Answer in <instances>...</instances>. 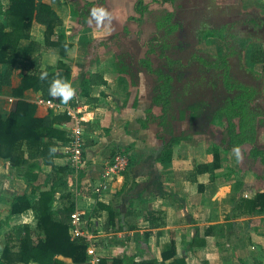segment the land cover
<instances>
[{
	"label": "crops",
	"instance_id": "0c3cea01",
	"mask_svg": "<svg viewBox=\"0 0 264 264\" xmlns=\"http://www.w3.org/2000/svg\"><path fill=\"white\" fill-rule=\"evenodd\" d=\"M41 1L59 19L49 40L53 44H48L47 26L34 21L30 36L18 45L19 49L35 45L34 52L19 58L14 67L11 85L0 94V116L7 119L22 100L35 105V117L51 119L54 128L70 137L73 123L67 110L81 111L86 164L73 171L64 154L65 145L59 141L48 161L42 156L30 159L32 152L25 142L20 143L16 152L21 156V168L12 167L0 156L2 263L16 262L4 253L6 249L12 253L19 250L17 230L29 227L34 244L44 237L33 209L11 214L14 199L24 196L33 205L42 193L56 189L54 213L68 205L71 194L75 211L83 215L84 233L74 236L70 230V237L95 246L98 264L102 259L106 264L114 260H121L118 264H264V214L253 213L245 203L254 194L249 188L251 178H244L243 173L228 179L220 174L221 167L214 174L197 172L212 157L204 145L195 142H182L172 160L162 162L160 127L156 122H146L151 101L143 72L132 78L116 69L120 59L116 38L122 33L128 34V39L136 38L138 28L145 24L140 27L131 20L137 17L136 4L143 1L149 5L152 0H98L91 4L86 0ZM216 2L221 8H240L251 16L243 21L252 24H245L247 40L254 35L260 41L257 49L264 50V0ZM10 4L11 0H0V23H6L3 12ZM93 8L107 11L110 23L106 19L98 25L91 16ZM60 61L69 67V84L74 89L67 103L50 100L53 105L43 104L41 101L49 99L33 89L21 97L14 95L22 75L56 68ZM5 69L2 65L1 71ZM92 75L103 77L106 84L87 86L89 93L81 97L82 82ZM115 152L127 156L128 165L104 178L102 173L114 161ZM29 162L34 166L31 170ZM255 248L259 251L256 256L252 254ZM57 258L74 264L70 258Z\"/></svg>",
	"mask_w": 264,
	"mask_h": 264
},
{
	"label": "trees",
	"instance_id": "16d2710c",
	"mask_svg": "<svg viewBox=\"0 0 264 264\" xmlns=\"http://www.w3.org/2000/svg\"><path fill=\"white\" fill-rule=\"evenodd\" d=\"M175 1L176 0H152V3L149 5L144 4L143 1H138L136 4L137 17H133L131 20L136 21L141 27L152 5H163L167 2L175 3ZM86 3L91 4V2L87 0ZM209 8L212 9L211 6ZM214 9L218 10L215 6ZM78 14L80 17H85L84 13H78L77 11V15ZM3 16L6 23H0V94H2L6 87L11 85L14 67L18 63L19 58H27V54H32L34 52L33 46L35 45L27 49H19L18 47L21 39L30 36L32 23L36 21L39 24L47 26L48 44L52 45L53 43H50L49 40L59 20L54 10L41 0H11L9 8L3 12ZM175 17L176 13L174 11H163L157 16L155 22L157 33L148 43V55L156 51L152 46L156 40H159L161 30H165L164 34L166 35L167 30L173 32L175 29H178L180 23L174 21ZM211 34L215 36V31H208L207 34L205 32L201 35H204L203 37L205 38H209ZM61 39H63V37H61ZM55 46L59 45L57 44ZM59 52L62 54L66 51ZM132 57L129 55H121L116 69L119 72L130 75L132 78H136L140 70L134 66L135 62ZM32 60L35 61L36 58ZM221 62H223L222 64L228 71L227 61L223 60ZM251 63L255 66H260L262 73H264V50H253L251 53ZM140 64L146 67L149 72L157 73V79L162 82V84L159 85L160 93L151 100L152 107L158 106L162 108V115L159 117L150 115V117L146 119V122L159 119L160 127H164L167 118L166 112L168 111L169 105L168 98L171 94L170 85L172 83V77L169 74H162L158 70H151V62L147 58L141 60ZM215 64L217 63L213 65ZM2 65L6 66L4 72L1 71ZM226 75L227 74H225V76ZM58 78L68 83L71 78L70 69L63 61H60L56 68L50 67L45 71H31L22 75L21 85L18 89L13 91L14 95L21 97L24 91L33 89L35 91H41L45 99L57 103H64L61 97H54L49 94L51 82ZM100 84H106L103 77L98 75L90 76L87 80L82 82L80 89L81 97L87 96L92 85ZM226 84L227 90L237 89L240 93L232 102L228 103L226 107L217 114H214L211 120L215 122V119L218 118L219 122H221L222 118L225 117L226 135L229 141L227 149L236 150L245 145H253L250 155L254 158H260L261 164H264V151L254 146L257 135L256 120L259 116L258 113L249 112L251 106L250 100H252L255 95L254 89L241 84ZM87 86L89 89L86 88ZM206 108V102H196L188 106L187 110H183L180 113L179 119L181 122H188L189 126H191L200 119ZM35 111V105L20 100L7 119L4 120L0 116V156L8 160L12 167L21 168V156L18 151L16 152V149H19V145L22 142H25L30 152H32L29 155L30 159H37L42 156L45 157L47 161L55 155L58 141L65 146L69 143L70 137H67L66 133L54 128V122L51 119L35 117ZM236 119L238 123H236ZM186 132L187 131L182 130L177 133L172 132L168 138H165L163 134L160 135L163 140L160 158L162 162H169L172 160L174 150L182 142L190 139V136H184ZM209 154L212 156L211 162L200 165L197 168V172L214 174V172L221 167V155L219 150L214 148ZM115 155L116 152L113 154L112 158H115ZM32 166L30 162L27 164L29 170L32 169ZM72 170L74 171V169ZM72 170L69 168V174ZM62 172L66 173V169ZM25 177L30 180L28 175ZM64 184H67L66 181L63 182V187L66 186ZM56 193V189L42 193L40 199L33 205H31L24 196L14 199L12 202L11 214L22 212L28 208L33 209L36 212L37 227L43 233L44 237L40 239L38 243L34 244L33 238L30 237L29 227L17 230L16 234L20 236L21 241L19 250L12 253L10 249H6L4 253L6 258L8 256L14 257L16 262L2 263L0 260V264H17V262L23 264H30L31 262L37 264H65L57 258L58 256L70 258L74 264H92L87 254L88 245L86 241L84 239H71L70 237L71 216L76 210L73 196L69 194V200L67 201L68 205L63 207L58 214H55L53 205ZM245 203L246 207L253 213L264 214V191L257 192L253 198L246 200ZM120 261L114 260L113 264H118ZM100 264H106L105 259H102ZM131 264L149 263L132 262ZM176 264H181V262L178 261Z\"/></svg>",
	"mask_w": 264,
	"mask_h": 264
},
{
	"label": "rangeland",
	"instance_id": "374dc122",
	"mask_svg": "<svg viewBox=\"0 0 264 264\" xmlns=\"http://www.w3.org/2000/svg\"><path fill=\"white\" fill-rule=\"evenodd\" d=\"M163 11H174V21L180 23V26L173 32L167 30L166 35L165 30H161L159 40L152 46L156 51L148 55V43L157 33V16ZM246 15L240 8H221L216 0H176L175 3L156 4L147 12L145 24L138 28L136 38L128 39V34L122 33L116 38L118 44L115 46L119 56H133L134 66L140 73L143 72L147 98L150 101L160 93L159 85L162 82L157 79V73L149 72L140 61L147 58L151 62V70L171 75L166 123L164 127H160L159 119L153 120L160 127V133L168 138L172 132L187 131L184 136H190V139L185 140L184 144L200 143L208 153L217 148L221 155L220 174L232 179L246 173L244 178H251L252 186L249 188L254 197L257 192L264 191V164H261L260 158L250 155L253 145H245L236 150L227 149L229 141L225 117L221 122L218 118L215 122L211 120L214 114L240 93L237 89L227 90L226 83L254 89L255 95L250 100L249 108V112L258 113L259 116L256 120L254 146L264 151V73L260 66L251 63V53L258 48L260 41L254 35L251 36L252 39L246 40L249 36L245 32V24L248 23L243 21L251 17ZM248 26L251 27L252 24ZM212 30L215 31V36L211 34L209 38H205L201 35ZM223 60L227 61L228 71L221 62ZM214 63L217 64L213 65ZM199 101L206 102L207 105L200 119L191 126L188 122H181L180 113ZM152 108L155 109L154 112ZM150 111V115H162L161 107L151 105ZM252 252L256 256L255 253L259 251L255 248Z\"/></svg>",
	"mask_w": 264,
	"mask_h": 264
},
{
	"label": "built area",
	"instance_id": "2783aa9c",
	"mask_svg": "<svg viewBox=\"0 0 264 264\" xmlns=\"http://www.w3.org/2000/svg\"><path fill=\"white\" fill-rule=\"evenodd\" d=\"M43 104L53 105V102L41 101ZM81 111L75 109H68L67 115L71 118L73 127L69 138V143L64 148V154L69 160L72 168L76 171L80 170L86 164V158L84 154V139H83V127L82 123L84 118L80 115ZM128 165L127 156L123 154H117L112 163H108L102 173L104 178L111 177L112 174L118 173L126 169ZM70 230L74 236L83 235V215L80 211H75L71 216ZM87 254L91 258L92 264H98L99 259L96 255V248L90 245L87 248Z\"/></svg>",
	"mask_w": 264,
	"mask_h": 264
},
{
	"label": "clouds",
	"instance_id": "9594fccd",
	"mask_svg": "<svg viewBox=\"0 0 264 264\" xmlns=\"http://www.w3.org/2000/svg\"><path fill=\"white\" fill-rule=\"evenodd\" d=\"M91 16L95 19L98 25L103 23L106 19L109 23L111 21L110 14L103 8H93L91 10ZM49 94L54 97H61L63 102L67 103L68 100L73 96L74 89L68 82L58 78L51 82Z\"/></svg>",
	"mask_w": 264,
	"mask_h": 264
},
{
	"label": "water",
	"instance_id": "95a60500",
	"mask_svg": "<svg viewBox=\"0 0 264 264\" xmlns=\"http://www.w3.org/2000/svg\"><path fill=\"white\" fill-rule=\"evenodd\" d=\"M87 1H89V2H96V1H98V0H87Z\"/></svg>",
	"mask_w": 264,
	"mask_h": 264
}]
</instances>
